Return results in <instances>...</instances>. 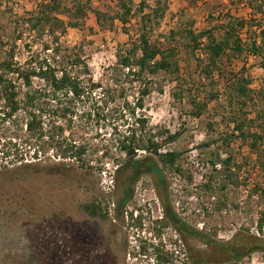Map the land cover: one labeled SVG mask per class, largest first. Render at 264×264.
Returning a JSON list of instances; mask_svg holds the SVG:
<instances>
[{
  "label": "rangeland",
  "instance_id": "374dc122",
  "mask_svg": "<svg viewBox=\"0 0 264 264\" xmlns=\"http://www.w3.org/2000/svg\"><path fill=\"white\" fill-rule=\"evenodd\" d=\"M48 1L0 0V61L14 53V61L27 68L47 59L56 67L66 68L79 77L85 94L74 101L64 96L62 102L74 111L72 138L88 146L86 159L92 161L95 170L87 173L72 161H66L64 165L61 159L53 156L52 150L41 159L31 161L32 168H24L25 164L4 158L0 153V164L13 171L0 177V183L7 184L4 180L8 177L18 179L33 205L31 209L24 207L14 215L0 214V264H60L61 259L68 261L75 239L77 243V239L81 241L86 236L88 239L89 235L98 237L103 233L108 240L113 234V241H116L107 247L108 255L113 250L111 264H149L145 259L136 260L128 254L142 239L148 242L161 239L169 249H177L181 257L186 258L189 248L198 251L202 246L192 238H183L171 226L161 227V238L157 236L156 229L160 226L155 224V220L161 219L164 211L154 178L143 176L131 185L127 193L123 192L127 187L120 177L116 178L114 164L122 162L114 150L116 139L125 129L124 124L134 120L131 121L130 109L139 94V84L131 83V78L126 75L128 70L118 63L117 54L127 50L130 43L139 37L144 23L142 15L156 7L155 0H146L142 14L139 6L143 0H131L135 16L126 24L118 18L119 0H77L83 12L75 10L74 0H56L60 3L57 15L61 19L77 20L82 24L58 34L57 42L46 33L33 30L27 22ZM160 1V5L166 7L164 17L153 19L146 25L150 39L164 47L175 45L170 32L182 27L185 20L194 22L193 28L200 31L210 21L224 20L230 12L243 17L250 13L241 0ZM175 39L179 40V36ZM57 47L60 52L54 55ZM77 57L83 63L77 65ZM177 58L179 73L160 71L154 75L152 92L145 98L144 110H136V115L144 113L147 116L152 131L182 132L177 141L163 148V151L176 149L183 153L179 161L183 174L165 172L170 205L190 228L215 235L220 240L231 239L237 231L257 233L258 220L264 212V197L251 195V190L255 183L264 187V169L255 166V154H251L247 144L234 141L231 147L242 165L240 171L235 169L236 179L222 188V178L218 176L207 187L212 172L207 157L215 146L205 149L200 145L212 136L207 122L228 106L221 96L220 102L209 103L201 116L193 115L191 92L187 89L193 86V80H199L196 61L185 49L178 51ZM246 63L249 67L247 74L254 80L252 88L259 90L264 87V69L259 62L250 58ZM238 64L236 69L243 60L240 59ZM14 80L23 96L28 88L16 77ZM33 85L47 89L43 80L37 78ZM197 93L195 85L192 97ZM201 94L198 101L204 102V94ZM42 101L46 111L45 123L51 120L65 124L64 116L52 113L56 101L47 98ZM219 119L217 116L214 121ZM218 129L219 132L227 130L223 124ZM24 133V111L14 119L0 120V147L4 141H17ZM218 145L221 152L226 150L221 143ZM106 147H110L114 154L103 160V165L99 162L100 155ZM243 157H247L246 162ZM26 158V162L31 160L30 155ZM100 168L103 169L101 173L98 172ZM125 195L129 198L120 206L121 214L116 208ZM96 200L104 201L107 218L90 217L82 210L83 204ZM228 264H264V254L255 253L240 262Z\"/></svg>",
  "mask_w": 264,
  "mask_h": 264
},
{
  "label": "trees",
  "instance_id": "16d2710c",
  "mask_svg": "<svg viewBox=\"0 0 264 264\" xmlns=\"http://www.w3.org/2000/svg\"><path fill=\"white\" fill-rule=\"evenodd\" d=\"M118 2L120 8L118 18L126 24L135 16L130 5L132 1ZM241 2L250 10L248 17L233 15L230 12L224 20H216L215 23L210 21L200 31L193 28L194 22L185 20L182 27L170 32L175 45L164 47L150 39L146 25L153 19L163 18L165 15L166 7L160 5V0H155L156 7L142 15L144 23L139 37L130 43L127 50L117 54L118 63L128 70L126 75L131 78V83L139 84V94L130 109L131 121L134 120L132 123L124 124L125 129L116 139L117 145L114 150L122 160L120 163L119 161L114 163L116 178H121L127 187L123 192L127 193L131 185L137 183L143 176H152L156 181L164 211L162 218L155 220V224L160 226L156 229L157 236L161 238L162 228L171 226L183 238H192L202 246L198 251L189 248L188 256L182 258L177 249H169L161 239L158 242L142 239L134 246L132 252L128 253L136 260L145 259L149 264H228L240 262L255 253L264 254V212L259 217L257 233H251L249 230L237 231L231 239L220 240L215 235L190 228L173 211L165 172L183 174L179 163L183 153L176 149L163 151V148L177 141L182 132L172 133L167 129L152 131L147 116L144 113L136 115V110H144L145 98L152 92V77L160 71L179 73L178 51L185 49V52L195 59L199 75V80L191 82L193 86L197 85V95L192 97L193 86L187 89L191 92L194 107L191 113L197 117L201 116L209 103L220 102L221 96L228 106L226 110L214 115L213 120L207 122V128L212 136L200 145L205 149L215 146L207 157V162L212 168L207 187L211 186L212 181L218 176L222 178V188L227 182L233 183L236 179L235 169L240 171L242 165L233 153L231 145L234 141L247 144L251 154H255V166L264 169V87L259 90L252 88L254 80L247 74L249 67L246 66L247 60L253 58L264 69V0ZM74 3L75 10L83 12V7L77 0H74ZM146 5V0L141 1L139 6L141 14ZM59 10L60 3L49 0L44 2L27 22L33 30L46 33L56 38L57 42L59 35L64 34L69 27L82 26L77 20L61 19L57 15ZM177 36L180 41L175 39ZM45 47L50 49L49 45ZM59 52V48H55L54 55H58ZM240 59L243 60V64L236 69ZM75 62L77 65L83 63L79 57ZM14 77L28 88L23 96L16 86ZM35 78L43 80L47 89L34 86ZM201 92L204 94V102L198 101ZM84 94L85 89L79 77L72 75L66 68L60 69L47 59H42L37 66L25 68L19 66L14 61V53H10L0 61V120L6 122L14 119L19 112L24 111L25 133L15 142L4 141L0 147L2 156L25 164L24 168H32L34 165L31 161L41 159L52 150L53 156L61 159L62 164L66 165V161H72L77 163L81 170L93 172L95 167L91 165L92 161L86 159L88 146L72 138L74 111L62 102L64 96L74 101L81 99ZM43 98L56 101L52 113L64 116L65 124H57L51 120L45 123ZM217 116L220 117L219 121H214ZM221 124L225 125L227 130L219 132L218 127ZM220 143L226 149L224 152L220 151L221 147L218 145ZM112 154L113 150L106 147L102 150L99 162L104 165L103 160L111 158ZM222 154H225V157H222ZM28 155L31 156V160L26 162ZM243 158L246 162L247 157ZM11 172L13 171L8 169L7 165L0 164L1 178ZM98 172H103V169L100 168ZM4 181L7 184L0 183V214L14 215L24 207L31 209L33 205L30 204L27 190L20 184L21 182L9 177ZM254 194L264 197V187L255 183L251 190V195ZM128 198L129 196L125 195L123 202L116 208L121 214L123 211L120 206L124 205ZM81 208L92 217L105 219L108 216L104 201L86 203Z\"/></svg>",
  "mask_w": 264,
  "mask_h": 264
},
{
  "label": "flooded vegetation",
  "instance_id": "af4514ba",
  "mask_svg": "<svg viewBox=\"0 0 264 264\" xmlns=\"http://www.w3.org/2000/svg\"><path fill=\"white\" fill-rule=\"evenodd\" d=\"M89 215V214H88ZM90 216V215H89ZM92 217V216H90ZM84 237L82 240L78 241L76 239L73 243L74 249L72 253L69 254L68 261L60 260V264H111L114 257L110 250V255H108L107 247L115 244L113 241V234H110V239L108 240L106 234L99 235L98 237L88 236Z\"/></svg>",
  "mask_w": 264,
  "mask_h": 264
},
{
  "label": "crops",
  "instance_id": "0c3cea01",
  "mask_svg": "<svg viewBox=\"0 0 264 264\" xmlns=\"http://www.w3.org/2000/svg\"><path fill=\"white\" fill-rule=\"evenodd\" d=\"M244 6V4H242ZM246 9L249 11V9L246 7Z\"/></svg>",
  "mask_w": 264,
  "mask_h": 264
},
{
  "label": "built area",
  "instance_id": "2783aa9c",
  "mask_svg": "<svg viewBox=\"0 0 264 264\" xmlns=\"http://www.w3.org/2000/svg\"><path fill=\"white\" fill-rule=\"evenodd\" d=\"M242 35L244 36V34L242 33Z\"/></svg>",
  "mask_w": 264,
  "mask_h": 264
}]
</instances>
